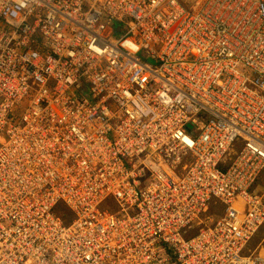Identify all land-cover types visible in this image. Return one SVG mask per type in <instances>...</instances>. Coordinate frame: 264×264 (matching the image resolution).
Wrapping results in <instances>:
<instances>
[{
	"label": "built area",
	"instance_id": "obj_1",
	"mask_svg": "<svg viewBox=\"0 0 264 264\" xmlns=\"http://www.w3.org/2000/svg\"><path fill=\"white\" fill-rule=\"evenodd\" d=\"M263 224L264 0H0V264H264Z\"/></svg>",
	"mask_w": 264,
	"mask_h": 264
},
{
	"label": "bare ground",
	"instance_id": "obj_2",
	"mask_svg": "<svg viewBox=\"0 0 264 264\" xmlns=\"http://www.w3.org/2000/svg\"><path fill=\"white\" fill-rule=\"evenodd\" d=\"M151 10H152V8L148 7V11H151ZM133 41H135L136 46L139 47V48H143L146 45V44H143L138 39H135V40L130 39V40L126 41L125 44L132 46V45H134ZM125 44H123V45H125ZM147 48L148 49H151V48L155 49L156 48V44L148 43L147 44ZM156 172H157V169L155 167H151L150 168V174L154 175V174H156ZM125 173L128 176H130V177H133V176L137 177L138 181L141 182L142 185L139 183V186H138V188L136 190L138 192L139 199L143 200L147 196L152 194L153 190L151 189V185H150V183H149V181H148V179H147V177H146V175L144 173H138L136 171V169L131 168L130 166L126 167ZM208 181H210V179ZM120 185H121V188H122L123 187V182H120ZM178 188L180 190H183L184 186L180 185V186H178ZM199 189L200 188H197V191H200ZM124 191H125L124 188H122L121 191L119 189H117V187L116 188H113V187L111 188V193L117 194V198L122 197ZM15 197H17V196L15 195ZM108 202H110V204L113 203L117 207H120L118 199H115V197L112 194H109V201ZM45 207L47 208L48 206H45ZM59 207H61V204L58 205V206H54L52 208V210L56 209V211H58ZM219 208H222V209L220 210ZM225 208H226V206L224 204H221V203H217L216 205L209 204L207 207L204 208L202 216H201V219H204V220L206 219L207 222H212V221H215V220L222 219V217L225 216V213H226ZM231 208H233V210L235 211V214H238L240 209H241V207L239 206L238 203H235V204L231 205ZM64 209L68 210L66 208H64ZM211 209L214 211L213 213L210 212ZM217 212H219V215L218 216H214V214L217 213ZM197 219H198V217L196 218L195 222L192 223L193 224L192 228L195 227V226H197L199 228V225L196 224ZM259 226H261V225H259ZM197 230L195 232H197ZM256 254H257V252H256Z\"/></svg>",
	"mask_w": 264,
	"mask_h": 264
},
{
	"label": "rangeland",
	"instance_id": "obj_3",
	"mask_svg": "<svg viewBox=\"0 0 264 264\" xmlns=\"http://www.w3.org/2000/svg\"><path fill=\"white\" fill-rule=\"evenodd\" d=\"M219 209L221 210L222 208H219ZM210 212L213 213L214 211L211 209ZM218 215H219V212H217V213L214 214V216H218ZM197 229H198L197 226L193 227L192 229H190L188 231V234H191V233L195 232ZM259 243H261V244L263 243V247H264V224L262 226H260L258 232H256V234L253 236V240L251 242V245H252V247L255 248V246L257 244H259Z\"/></svg>",
	"mask_w": 264,
	"mask_h": 264
},
{
	"label": "trees",
	"instance_id": "obj_4",
	"mask_svg": "<svg viewBox=\"0 0 264 264\" xmlns=\"http://www.w3.org/2000/svg\"><path fill=\"white\" fill-rule=\"evenodd\" d=\"M61 209L65 210L64 208H62V207H59V208H58V211L60 210V212H62V210H61Z\"/></svg>",
	"mask_w": 264,
	"mask_h": 264
}]
</instances>
